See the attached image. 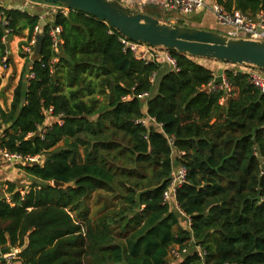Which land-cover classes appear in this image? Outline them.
<instances>
[{
    "label": "trees",
    "instance_id": "16d2710c",
    "mask_svg": "<svg viewBox=\"0 0 264 264\" xmlns=\"http://www.w3.org/2000/svg\"><path fill=\"white\" fill-rule=\"evenodd\" d=\"M215 2L264 11V0ZM4 13L0 67L10 62L3 37L26 29L30 41L39 22ZM52 18L57 50L46 26L38 59L23 65L9 106H0V149L41 157L20 163L34 179L25 191L5 182L0 247L20 248L22 264H167L173 246L189 249L176 264H264V92L232 69L229 91L201 90L214 76L196 57L169 51L176 68L162 72L92 15L67 9ZM46 111L61 123L45 124ZM146 116L161 128L142 123ZM174 162L186 170L175 193L184 215L163 199ZM92 193L100 205L90 216Z\"/></svg>",
    "mask_w": 264,
    "mask_h": 264
},
{
    "label": "water",
    "instance_id": "95a60500",
    "mask_svg": "<svg viewBox=\"0 0 264 264\" xmlns=\"http://www.w3.org/2000/svg\"><path fill=\"white\" fill-rule=\"evenodd\" d=\"M45 3L59 4L66 9L81 11L104 21L128 39L161 47L168 51L187 54L192 57L223 61L241 66H254L264 70V41L235 38L206 28L186 26L179 23H166L125 5L118 0H41ZM5 7V5L2 3ZM8 9L41 15L33 5L14 1ZM47 23L39 19L38 31L31 58L38 59L41 51L43 32ZM221 75L214 82L220 83ZM58 187H68L73 182L53 180ZM13 247H0V262H5L4 254L11 253Z\"/></svg>",
    "mask_w": 264,
    "mask_h": 264
},
{
    "label": "built area",
    "instance_id": "2783aa9c",
    "mask_svg": "<svg viewBox=\"0 0 264 264\" xmlns=\"http://www.w3.org/2000/svg\"><path fill=\"white\" fill-rule=\"evenodd\" d=\"M23 4H30L36 7L42 6L41 8L44 9V13L42 15H39V19H44V15L48 14L53 17L54 14L57 12H63L65 13L67 9L59 4H53V3H45L41 0H20ZM156 3L164 6L166 9H173L176 10L180 14H189L196 12L200 9H202L205 6V0H131L132 6H143L146 4ZM134 8V7H133ZM4 7L2 3L0 2V27H4L8 24L7 17L4 13ZM211 10L214 15L215 22L222 26L224 28V31L221 33L235 37V38H244V39H251V40H257V41H264V11H260L255 16H249L243 12H241L238 9H230L227 10L221 5L217 4L216 2L211 6ZM53 20V19H52ZM51 20V21H52ZM53 22V21H52ZM48 26V36L51 39L52 46L55 50H57L59 43L61 42L60 39V33L61 28L58 25H49V22H47ZM38 31V25L35 27L34 33L30 39V44L28 47L25 48L26 51L31 50L30 47L34 45L35 43V35ZM3 41H7L6 36L3 37ZM119 41L122 44V48L124 51L129 50L133 56L144 62H157L158 57L162 55L172 66L173 68H176V61L175 59L170 55V52L164 48L161 47H153L148 44L139 43L132 41L128 39L127 37L120 34ZM6 57H3V61L5 62ZM55 61V59H53ZM230 64V63H228ZM2 68H7L5 64L1 66ZM226 69H232L233 71H240L243 73H246L248 75V81L253 84L254 86L258 87L262 92H264V70L258 69L254 66H241L236 64H230ZM224 70L222 71L221 77L222 81L220 83H215V77L218 76L213 73V79L209 81L207 84H204L200 87L201 90H213V89H223L226 92L229 91V85L226 81ZM29 77H32L33 75L31 73L28 74ZM154 76H152L151 81L154 80ZM139 98L146 100V97H148V93L144 92L138 95ZM226 97L222 96L219 100V102L222 104L225 101ZM45 115L50 116V111H46ZM47 119L45 120L46 124ZM142 123H152L157 125L159 128H161V125L156 123L154 118L146 116L144 119L140 120ZM54 122L61 123L60 118H55ZM170 145L172 144V140H169ZM1 150V149H0ZM5 156L6 160L9 161H15V162H27V161H34L37 160L38 156H26L22 157L16 153H7L3 150H1ZM183 152H181L182 154ZM186 176V170L185 167L181 164H178L177 162L173 163L172 171L170 174V180L167 189L163 193V199L164 201H171L175 206L178 208V205L175 201V193L176 190L182 185V183L185 180ZM180 211V209L178 208ZM180 213L184 215L181 211ZM187 218V217H186ZM187 224L188 227L190 225L189 219L187 218ZM194 250L196 251L197 255L200 256V258H203L204 252L199 246H195ZM18 249L13 247V251L11 253L4 254L3 257H5V262L11 261L13 258H15L18 254ZM189 252L188 247H182L179 246H173L170 251L169 255H172L175 258H181L185 254Z\"/></svg>",
    "mask_w": 264,
    "mask_h": 264
},
{
    "label": "rangeland",
    "instance_id": "374dc122",
    "mask_svg": "<svg viewBox=\"0 0 264 264\" xmlns=\"http://www.w3.org/2000/svg\"><path fill=\"white\" fill-rule=\"evenodd\" d=\"M118 1L125 4V5L128 4L127 0H118ZM207 1H208V3L212 2V0H207ZM41 7L42 6H39V8H35L34 10L36 13L38 12L42 15L45 11ZM132 7L136 8L137 10H140L143 13H146L152 17H155L156 19L160 20L161 22H166V23H175V22L181 23L180 18H184L185 15H191L190 13L189 14H180L176 10L166 9L164 6H162L160 4H156V3H151V4H146L143 6H136V7L132 6ZM6 10L7 9H5V11ZM48 13L44 15L45 16L44 20L49 22V25H52L53 22L51 20L53 18ZM209 18H211L210 15H208L207 19H209ZM182 23H183V25L185 24L186 26L191 25L188 22H182ZM22 25H23V23L20 22V26H22ZM210 30L222 32V31H224V28L222 26L218 25L217 23H215V25H213V24L210 25ZM24 31L25 30H23L22 33ZM22 33L20 35H14L10 38V40L7 44V48L9 50H12V53L10 55V57H11L10 62L8 64V67L6 70H2V68L0 67V75H1L0 101H1V104L3 105V107L5 109H7V107L9 106V103L12 99L13 89L16 86L17 80L19 79L20 72L22 70L23 65L28 64L29 61L32 59L31 55L33 53L34 45L30 47L31 50L26 51L25 48H23V47H28L30 44V41L27 39L26 34H22ZM20 40L25 42L22 47H21L20 42H19ZM196 59L200 60L204 64H207L208 66H206V67H208V68H209V66H210V68L211 67L215 68L214 64H216V63H220L223 66L225 65L227 67L230 65V64L223 62V61H216V60H210V59H204V58H198V57H196ZM214 71H215V73L217 72L216 69ZM98 97L100 100L105 101L103 96L99 95ZM46 119H47L46 124H51L54 121V119H52V117L48 116V115L46 116ZM39 158H41V157H39ZM3 162L5 163L4 165H6L7 167L3 170L1 177L3 179L6 177V180H4L3 182H0V184L2 183L5 185V182L9 181V179H12V180H14L13 182L19 186L18 189H20V187H23L24 190H22V191H25L34 180L30 176L29 177L26 175L23 176L24 172L19 167L21 162H12L11 163L9 160H6V159H4ZM11 164L13 165V175L16 173L15 177L12 175H9L7 173L8 166ZM26 185H27V187H25ZM4 191H5V187H0V197L5 196L7 198L8 196H6L4 194L5 193ZM96 198H97V193H92L91 196L88 198L87 204L89 206V215L90 216H93V212L95 210L97 211V207H99V205H100V204H96ZM170 203H171L172 209L178 210V208L175 206V204H173V202H170ZM184 219H186V220H184L182 222V224H184V225L186 224V227H188L187 218H184ZM185 221H186V223H185ZM177 259H180V258H175L172 255L168 254L167 264H176Z\"/></svg>",
    "mask_w": 264,
    "mask_h": 264
},
{
    "label": "crops",
    "instance_id": "0c3cea01",
    "mask_svg": "<svg viewBox=\"0 0 264 264\" xmlns=\"http://www.w3.org/2000/svg\"><path fill=\"white\" fill-rule=\"evenodd\" d=\"M14 1H19V0H0V2L1 3H3L4 5H5V9H8L7 7L8 6H10L11 4H12V2H14ZM20 2V1H19ZM127 2H128V6H130L131 5V0H127ZM205 6L202 8V9H200V10H198V11H196V12H193V13H190L191 15H185L184 16V18H180V21H181V23H179V24H182L183 25V23L182 22H188V23H190L191 25L190 26H193V27H199V28H206V29H210V25H215V19H214V15H213V12H212V10H211V6L215 3V1L214 0H212V2L211 3H208V1L207 0H205ZM208 15H210V17L211 18H209V19H207V17H208ZM175 23H177V22H175ZM185 25V24H184ZM22 34H26V36H27V30L25 29V31L22 33ZM19 39V38H18ZM21 41V40H20ZM19 41V42H20ZM8 42H9V40H7L6 41V44H8ZM23 46V45H22ZM11 53H12V50H9V49H7V55H8V57H10V55H11ZM11 58V57H10ZM158 61H157V63L160 65V70L163 72V71H166V70H170V69H172V65L162 56V55H160L159 57H158V59H157ZM197 62L198 63H200V64H204L203 62H201L200 60H198L197 59ZM205 66H208L207 64H204ZM212 65V64H211ZM214 67L215 68H210V66H209V69H211L212 71H213V73L214 74H216V75H219V74H221L222 73V71L225 69V68H227V66H223L222 64H220V63H216V64H214ZM2 68V67H1ZM208 68V67H207ZM7 68H2V70H6ZM217 70V72L215 73V71L214 70ZM18 81V80H17ZM17 84V83H16ZM15 88V87H14ZM0 91H1V89H0ZM10 104V103H9ZM0 106L3 108V109H5L4 107H3V105L1 104V101H0ZM5 159V156H4V154H3V152L0 150V182H3L4 180H6V177L3 179L2 177H1V174L3 173V170L7 167L6 165H4L5 163L3 162V160ZM11 163L12 162H15V161H10ZM14 164V163H13ZM19 170V169H18ZM10 172V173H9ZM7 173L9 174V175H12V176H14L15 177V175H16V173L13 175V165L11 164V165H9L8 166V171H7ZM26 174L24 173L23 174V176H25ZM26 176H28V175H26ZM29 177V176H28ZM25 178V177H24ZM12 179H9V181H11ZM34 180V179H33ZM12 181H14V180H12ZM2 184V183H1ZM0 184V187H5V185L4 184H2L1 185ZM18 186V185H17ZM19 187V186H18ZM25 187H27V185L25 186ZM23 187H20V189H22ZM6 196H8L6 193H4ZM180 213V212H179ZM18 249V251H20V248H17ZM0 264H22L21 263V261L20 260H18L17 259V256L15 257V258H13L11 261H9V262H0Z\"/></svg>",
    "mask_w": 264,
    "mask_h": 264
}]
</instances>
